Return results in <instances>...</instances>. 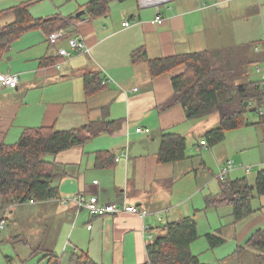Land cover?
Listing matches in <instances>:
<instances>
[{
	"label": "crops",
	"instance_id": "1",
	"mask_svg": "<svg viewBox=\"0 0 264 264\" xmlns=\"http://www.w3.org/2000/svg\"><path fill=\"white\" fill-rule=\"evenodd\" d=\"M260 1H116L108 15L94 18L87 12L77 16V11L86 10L88 2H84L63 15L75 19L56 42L48 39L44 29H34L0 51V75L18 74L20 78L16 87L0 83V143L11 136L19 139L26 128L40 126L83 129L87 136L82 144L48 157L62 173L56 178L60 199L19 203L0 216L9 219L14 213L16 221L32 223L35 237L42 238L43 253L56 251L61 264H72L74 254L87 255L98 264H145L149 262L148 246L166 234L168 223L191 216L199 229L202 217L209 220V213L219 208L207 206L206 200L221 191L215 168L220 170L229 156L249 148L252 137L239 138L231 146L227 136L213 147L202 144L204 133L216 127L221 116L190 120L181 104L165 107L175 92L173 77L185 67L155 76L150 62L240 47L246 48L250 57L262 59L247 69L249 76L251 67L262 71L264 43L260 47L259 41L246 42L242 26L233 29L230 20V16L257 15ZM158 16L161 22L156 20ZM71 38L84 41L89 51L72 48ZM62 48L71 56H60ZM140 49L148 60L140 55L135 62V52ZM259 118L258 122H264ZM250 123L248 126L258 124ZM139 127L150 132H138ZM164 131L186 138L187 159L159 162ZM196 136L202 140H190ZM241 170L232 173L240 176ZM78 194L134 205L139 212L94 217L82 205L61 202ZM253 207L255 212L241 221L235 220L234 211H228L230 233L224 239L237 248L227 255L215 252L208 260L212 262L205 263L243 264V257L251 252L252 264H264L258 251L246 246L253 233L264 228V196L255 197ZM210 231L207 228L199 233L202 237ZM54 234L60 238L53 241L52 248L46 247L44 239ZM195 242L191 245L194 254Z\"/></svg>",
	"mask_w": 264,
	"mask_h": 264
},
{
	"label": "trees",
	"instance_id": "2",
	"mask_svg": "<svg viewBox=\"0 0 264 264\" xmlns=\"http://www.w3.org/2000/svg\"><path fill=\"white\" fill-rule=\"evenodd\" d=\"M18 4L0 11L1 17L14 16V20L0 27V51L13 45L25 33L44 29L48 39L55 31L64 29L75 17L56 13L46 18H34L30 11L36 0H18ZM126 0H90L86 12L91 17L106 16L113 2ZM148 60L146 52L138 50L134 59ZM262 59L249 56L246 48L204 50L150 62L155 76L184 66L185 70L173 77L174 95L165 107L181 104L190 120L206 119L220 115L216 127L208 129L203 137L213 147L223 142L227 133L248 126L246 115L249 106L254 109L264 103V87L261 81L249 76L248 68ZM103 79H98L102 83ZM256 101V104L254 102ZM249 105L246 106L245 103ZM87 128V127H85ZM87 139L83 129L58 130L55 126L26 128L15 143H0V215L19 203L43 202L60 199L56 178L62 176L49 156L82 144ZM186 138L164 131L159 151L160 163H176L187 159ZM221 181V191L209 196L207 206L231 205L236 221H241L255 212L253 200L264 196V169L255 183L247 177ZM3 219V217H2ZM5 220V218H4ZM200 237L195 217H184L168 223L166 234L148 246L149 262L145 264H209L191 250V245ZM211 248H216L225 239L216 233H207ZM248 247L258 251V259L264 261V228L256 230L247 241ZM240 248H244L240 247ZM47 264H61V256L54 250L46 251ZM72 264H98L87 255L74 254Z\"/></svg>",
	"mask_w": 264,
	"mask_h": 264
},
{
	"label": "rangeland",
	"instance_id": "3",
	"mask_svg": "<svg viewBox=\"0 0 264 264\" xmlns=\"http://www.w3.org/2000/svg\"><path fill=\"white\" fill-rule=\"evenodd\" d=\"M89 0H36L30 6L31 14L34 18H46L55 13H61L62 15H69L71 12L76 10V7L79 4H84V2H88ZM18 0H0V11L8 9L12 6L18 4ZM258 6V14L247 17H242L244 19V24L242 19L238 16H230V20L233 26V29H237L239 25L242 26V30L245 31L244 40L246 42L251 41H259V46L262 47L264 43V0L260 1ZM81 9L78 12L82 11ZM232 15V14H230ZM14 20V16H5L0 18V27L3 25L12 22ZM235 27V28H234ZM63 67V64H62ZM260 68L262 71L258 72L256 67L250 68L251 79L254 81H261L264 75V61L260 63ZM256 104V101L254 102ZM259 106V105H255ZM259 113L256 108L254 109L253 105L249 106V110L247 112V119L252 123H258L247 127H242L237 130L229 131L227 135V143L228 146H231V143L235 142L240 138H245L251 136L249 138L250 142H253L252 145H249L246 150H241L237 152L236 156H229V161H233L235 165V169H242V175H236L235 173H230L231 180H235L238 178H242L247 176L248 180L253 184L256 180L257 174L261 169H264V122L259 121ZM15 138V137H14ZM19 139H13L11 136L7 143H15ZM190 140L194 142L198 140H202L201 136L191 137ZM252 140V141H251ZM221 147V146H220ZM50 157V156H49ZM228 161V160H227ZM226 161V162H227ZM250 167V170L246 168ZM219 169L215 168L216 176L219 174ZM218 183V178H215ZM232 213L233 207L230 206H222L216 208L215 212L209 213V220L203 216L202 225L199 228V231L202 232L205 229L209 228L212 231L211 233H216L226 238L230 231L228 229L227 223L229 222L228 211ZM214 213V214H211ZM14 214V213H13ZM13 214H10L9 219L5 217V225L3 229H0V264H47V259L44 258V251L41 249V239L35 237V229H32V223L26 222L23 219L16 221V216L13 217ZM16 215V214H15ZM214 215V216H212ZM222 216V217H221ZM3 216H0L2 218ZM221 217V218H220ZM231 217H233L231 215ZM18 222V223H17ZM61 226H59L60 229ZM58 233V231L56 232ZM44 233L41 234V236ZM59 234H54L52 237L44 239V243L46 247H53V241L57 240ZM195 245L196 255L200 256L202 262H212L208 261L216 252L224 251L222 254L232 253L237 245L233 244V241H227L222 246H218L215 250L210 248L209 242L207 240L206 235L200 236ZM256 250V249H255ZM257 251V250H256ZM33 252V253H32ZM251 252H248L243 257V264H252ZM212 255V256H211ZM224 256V255H223ZM214 264H218V261L213 262ZM233 264L234 262L231 261Z\"/></svg>",
	"mask_w": 264,
	"mask_h": 264
},
{
	"label": "built area",
	"instance_id": "4",
	"mask_svg": "<svg viewBox=\"0 0 264 264\" xmlns=\"http://www.w3.org/2000/svg\"><path fill=\"white\" fill-rule=\"evenodd\" d=\"M143 4H151V3H161L165 2L167 0H142ZM157 21L161 22V16H158L156 18ZM125 26H129L130 22H125ZM64 31L63 29L58 30L57 32L50 35L49 40L53 43L56 42L59 38L64 37ZM69 44L72 48L78 50V51H89V48L85 44L84 41L77 39V38H71L69 39ZM258 49V48H257ZM59 55L63 57H70L71 52L67 49H60ZM59 67H61V64H59ZM258 70L260 68L258 67ZM19 75L18 74H11V75H0V83L8 86V87H16L19 84ZM262 85L264 87V75L262 77ZM257 112L259 113L261 118H264V103L257 107ZM138 132H150L149 128L139 127L137 129ZM202 144H206L205 141H202ZM235 165L233 161H228L225 165H223L220 168L218 178L220 180H226L232 170H234ZM247 170H250V167L246 168ZM75 202L79 205L84 206L92 216L94 217H104L108 215H116L121 212H132V213H138L139 209L134 205H129L127 203L124 204H118V203H111V202H101L99 197L97 196H91L86 197L83 194H78L74 196H67L61 199V202L63 204H68L69 202ZM33 202V201H32ZM5 225L4 218H0V229H3Z\"/></svg>",
	"mask_w": 264,
	"mask_h": 264
},
{
	"label": "water",
	"instance_id": "5",
	"mask_svg": "<svg viewBox=\"0 0 264 264\" xmlns=\"http://www.w3.org/2000/svg\"><path fill=\"white\" fill-rule=\"evenodd\" d=\"M85 13H86V11H85V10H82V11L78 12L77 16H79V17H80V16L84 15ZM245 105H246V106H248V105H249V103H248V102H246V103H245Z\"/></svg>",
	"mask_w": 264,
	"mask_h": 264
}]
</instances>
